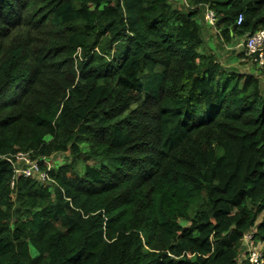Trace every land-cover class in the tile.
Instances as JSON below:
<instances>
[{"label": "trees", "instance_id": "obj_1", "mask_svg": "<svg viewBox=\"0 0 264 264\" xmlns=\"http://www.w3.org/2000/svg\"><path fill=\"white\" fill-rule=\"evenodd\" d=\"M207 6L264 29V0H0V264H253L264 65L201 51Z\"/></svg>", "mask_w": 264, "mask_h": 264}, {"label": "built area", "instance_id": "obj_2", "mask_svg": "<svg viewBox=\"0 0 264 264\" xmlns=\"http://www.w3.org/2000/svg\"><path fill=\"white\" fill-rule=\"evenodd\" d=\"M205 20L215 26L217 21V16L213 9L209 6L205 9ZM242 19V14L239 15L237 20L240 23ZM242 46V50L244 52L245 58H248L255 65L263 66L264 65V29L257 30L251 34L245 36V39L240 42L239 46ZM27 153L19 152L17 154L18 159L22 158L25 160L20 166L14 161L15 167V177L20 174L24 176H32L37 177L41 180L48 179V174L46 170L42 169L39 162L32 158L27 157ZM46 162V161H45ZM48 168L51 165H48ZM14 185V180L12 181V186ZM244 244L246 246V256L253 264H260L263 262V250L264 244H259L255 238V230H250L244 235Z\"/></svg>", "mask_w": 264, "mask_h": 264}, {"label": "rangeland", "instance_id": "obj_3", "mask_svg": "<svg viewBox=\"0 0 264 264\" xmlns=\"http://www.w3.org/2000/svg\"><path fill=\"white\" fill-rule=\"evenodd\" d=\"M179 3H185V0H174V2ZM205 13V11H204ZM198 20L201 22L203 26V30L207 32V34H203L204 43L201 47V51H213L217 54L219 60L225 65L229 67H236L241 72H252L256 73L258 72L262 67L259 65H255L252 63L248 58H245L244 52L242 50V46L238 45L240 42L245 39L243 38H236L231 42H225L220 37L219 32L216 28V25L213 26L209 24L206 20H204L203 16H199ZM209 34V35H208ZM29 157V155H27ZM30 158V157H29ZM66 158H68L67 154H55L52 157L46 158L45 161L48 165H51L52 167H58L62 163L66 161ZM16 162L19 164V166L25 162L24 159L17 157ZM183 223L186 224L184 220H182ZM259 244H264L263 242L258 241ZM31 251L35 253V249L31 247ZM245 252H246V246H245ZM246 256V254H245Z\"/></svg>", "mask_w": 264, "mask_h": 264}, {"label": "crops", "instance_id": "obj_4", "mask_svg": "<svg viewBox=\"0 0 264 264\" xmlns=\"http://www.w3.org/2000/svg\"><path fill=\"white\" fill-rule=\"evenodd\" d=\"M203 18H204V20H205V16H204V15H203ZM202 31H203L204 34H207V32H206L205 30H203V26H202ZM208 35H209V34H208ZM239 44H240V43H239ZM239 44H238V45H239Z\"/></svg>", "mask_w": 264, "mask_h": 264}]
</instances>
